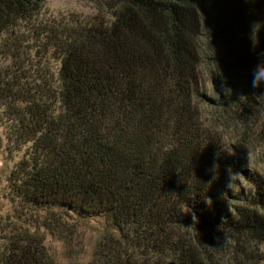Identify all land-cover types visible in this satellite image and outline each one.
<instances>
[{"label": "trees", "instance_id": "16d2710c", "mask_svg": "<svg viewBox=\"0 0 264 264\" xmlns=\"http://www.w3.org/2000/svg\"><path fill=\"white\" fill-rule=\"evenodd\" d=\"M48 1L0 0V140L22 213L0 227V264H61L30 229L66 219L102 220L90 264H219L222 237L264 262V173L216 134L226 105L208 96L200 55L204 33L249 127L264 102L251 87L264 0H96L93 16L45 19Z\"/></svg>", "mask_w": 264, "mask_h": 264}, {"label": "rangeland", "instance_id": "374dc122", "mask_svg": "<svg viewBox=\"0 0 264 264\" xmlns=\"http://www.w3.org/2000/svg\"><path fill=\"white\" fill-rule=\"evenodd\" d=\"M97 13L96 0H49L45 5L43 17L45 19L61 18L70 14L86 17ZM219 51V47L215 43L207 41L203 33L200 42V55L203 60L202 78L206 83L208 96L216 104H225L226 106H222V109L227 110L224 118L217 122L216 134L222 136L224 148L231 157L237 159L240 156L235 150L237 147L243 155L241 157L249 161L251 169H258L264 173V102L257 99L259 105L256 103L254 108V122L250 123L249 127H244V117L240 114L241 109L226 104L228 92L226 89L222 90L220 83L215 82V79L219 78L216 77L215 66L208 58L216 56ZM221 114L224 115L223 112ZM2 134L0 129V136ZM12 166L11 156L6 150V142L0 140V227L8 225L22 214L21 207L9 196L7 177ZM236 177L238 183L248 190V184L232 172L228 173L229 184L233 185L237 180ZM40 223L51 228L45 219ZM29 224L31 223L29 222ZM66 224L69 229L53 234L36 226L30 231H35L38 237L43 240L45 249L56 262L61 264H90L94 259L96 245L103 228L102 220L98 219L90 223L76 225L73 220L66 219ZM232 243L230 238L217 239L218 246L213 251L219 264H252L253 261L248 260L245 256L239 257L240 254ZM237 248L246 254L252 250V253L256 252L259 256H263V248L258 245L254 246L246 242ZM257 263L264 264L259 259Z\"/></svg>", "mask_w": 264, "mask_h": 264}, {"label": "clouds", "instance_id": "9594fccd", "mask_svg": "<svg viewBox=\"0 0 264 264\" xmlns=\"http://www.w3.org/2000/svg\"><path fill=\"white\" fill-rule=\"evenodd\" d=\"M261 57L260 61L252 70V79H251V87L253 89H258L264 87V53H259ZM225 86L222 85V90ZM228 92H231L232 89L230 87L227 88ZM208 204H211V201H207Z\"/></svg>", "mask_w": 264, "mask_h": 264}]
</instances>
